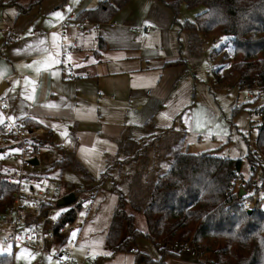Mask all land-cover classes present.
<instances>
[{
  "label": "crops",
  "instance_id": "1",
  "mask_svg": "<svg viewBox=\"0 0 264 264\" xmlns=\"http://www.w3.org/2000/svg\"><path fill=\"white\" fill-rule=\"evenodd\" d=\"M105 1L0 0V95L9 100L7 117L38 122L62 155L54 165L73 164L86 178L90 163L83 152L104 144L118 150L134 109L162 106L190 77L183 79L188 58L184 29L168 5L173 0H129L109 22L62 25ZM146 25L151 28L136 31ZM64 43L74 50H64Z\"/></svg>",
  "mask_w": 264,
  "mask_h": 264
},
{
  "label": "rangeland",
  "instance_id": "2",
  "mask_svg": "<svg viewBox=\"0 0 264 264\" xmlns=\"http://www.w3.org/2000/svg\"><path fill=\"white\" fill-rule=\"evenodd\" d=\"M204 9L181 3L178 20L193 21ZM180 39L189 67L183 79L190 76L189 79L162 106L134 109V124L118 150L114 144H104L87 155L83 152L88 157L86 163H90V177L86 178L73 164L55 166L54 162L61 160L62 155L53 145V138L47 134L43 137L45 149L39 153V171L64 182L97 185L100 190L88 221L81 229L74 226L69 232V239L75 241L71 264H145L140 258L145 254L159 260L157 249L143 236L131 245L137 249L136 253L126 250L112 255L106 235L122 194L127 200V210L135 216L136 227L147 230L142 209L149 200L153 183L169 168L178 151L195 154L208 151L219 157L241 158L242 176L248 179L253 172L247 155L257 150L262 116L254 110L257 103L246 98L253 90L243 87L231 71L236 59L224 57L229 49L228 36L199 35L184 30ZM260 175L258 170L254 177L257 183ZM7 233V227L0 222V253L13 254V264H57L47 253L12 245L7 241ZM165 260L167 264H198L185 252H177Z\"/></svg>",
  "mask_w": 264,
  "mask_h": 264
},
{
  "label": "trees",
  "instance_id": "3",
  "mask_svg": "<svg viewBox=\"0 0 264 264\" xmlns=\"http://www.w3.org/2000/svg\"><path fill=\"white\" fill-rule=\"evenodd\" d=\"M128 1L102 2L97 8L82 11L75 20H87L89 24L109 22ZM181 3L189 8L205 7L193 21L181 23L182 29L199 35L228 36L229 49L224 57L236 59L231 71L243 87L264 95V0H173L168 5L176 18ZM214 73L218 77L215 70ZM256 112L261 114L262 122L257 150L247 155L250 168H254L250 178L242 176L241 158L219 157L208 151H178L169 168L153 183L142 209L146 231L136 227L126 198L120 196L106 235L110 253L135 248L131 245L143 236L160 254L158 261L143 255L141 262L145 264H167L166 258L183 253L178 246L186 242L200 255L212 254L215 264H264V206L257 205L252 213L238 206L246 192L257 189L254 177L258 170L264 179V107ZM23 120L31 128L41 126L32 118ZM60 163L63 160L56 165ZM1 166L0 207L11 204L15 190L8 171ZM237 178L242 183V196L240 189L236 190ZM0 264H13V254L0 253Z\"/></svg>",
  "mask_w": 264,
  "mask_h": 264
},
{
  "label": "built area",
  "instance_id": "4",
  "mask_svg": "<svg viewBox=\"0 0 264 264\" xmlns=\"http://www.w3.org/2000/svg\"><path fill=\"white\" fill-rule=\"evenodd\" d=\"M68 24L86 28L89 23L87 20L79 22L71 18L62 25ZM143 28L150 29L151 26L137 27L136 31L141 32ZM13 39L16 40L11 36L10 42ZM17 40L22 38L18 37ZM64 50L72 52L74 44L64 43ZM64 58L63 54L62 59ZM246 98L257 100L254 103H257L255 111L264 107V95L261 93L252 91ZM8 106V98L0 95V113L3 116L7 117ZM0 126V166L8 171V180L15 185L11 204L0 207V222L8 229L7 241L12 245H25L47 253L56 259L57 264L73 263L72 248L75 241L69 239V232L74 226L80 229L88 221L97 205L99 187L64 182L39 171L41 162L38 153L46 133L44 128H31L23 119L13 121L8 117ZM34 158H38V164L33 162ZM7 161H13L14 164H7ZM235 182L238 189H242L238 178ZM257 205L264 206L262 175L257 189L246 192L245 197L238 201V206L247 210L254 209ZM63 236H66L65 240ZM178 247L195 258L198 264H215L216 258L212 254L200 255L188 242ZM129 250L135 252V248Z\"/></svg>",
  "mask_w": 264,
  "mask_h": 264
},
{
  "label": "water",
  "instance_id": "5",
  "mask_svg": "<svg viewBox=\"0 0 264 264\" xmlns=\"http://www.w3.org/2000/svg\"><path fill=\"white\" fill-rule=\"evenodd\" d=\"M33 162H34L35 164H38V163H39L38 158H34ZM242 189H243V188H242ZM242 189H240V192H239V195H240V196H242V194H243V192H244ZM247 211H248V213H252L253 209H248Z\"/></svg>",
  "mask_w": 264,
  "mask_h": 264
},
{
  "label": "snow or ice",
  "instance_id": "6",
  "mask_svg": "<svg viewBox=\"0 0 264 264\" xmlns=\"http://www.w3.org/2000/svg\"><path fill=\"white\" fill-rule=\"evenodd\" d=\"M55 15L60 16L61 14L60 13H56ZM217 47H219V45H217ZM73 235H75V233H73Z\"/></svg>",
  "mask_w": 264,
  "mask_h": 264
}]
</instances>
